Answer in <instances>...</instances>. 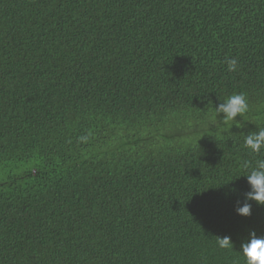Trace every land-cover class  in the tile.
<instances>
[{
  "label": "trees",
  "instance_id": "16d2710c",
  "mask_svg": "<svg viewBox=\"0 0 264 264\" xmlns=\"http://www.w3.org/2000/svg\"><path fill=\"white\" fill-rule=\"evenodd\" d=\"M262 128L264 0H0V264H246Z\"/></svg>",
  "mask_w": 264,
  "mask_h": 264
},
{
  "label": "clouds",
  "instance_id": "9594fccd",
  "mask_svg": "<svg viewBox=\"0 0 264 264\" xmlns=\"http://www.w3.org/2000/svg\"><path fill=\"white\" fill-rule=\"evenodd\" d=\"M225 63L229 72L236 71L238 61L236 58H226ZM249 111V103L246 95L236 93L229 96L225 101L215 106L216 122L212 125H229L232 122L239 121L236 117L243 118ZM223 114L220 121L217 117ZM245 147L253 153H261L264 150V128L258 131L248 132L244 139ZM245 168L248 167L246 163ZM249 191L244 194V202L236 207L235 211L238 215L248 217L252 214V203L258 206H264V159L257 160L255 168H253L246 176ZM236 192L235 188L230 189ZM218 244L222 248H229L234 245L230 236L218 237ZM240 248L245 257L246 264H264V234H257L251 231L247 238L241 241Z\"/></svg>",
  "mask_w": 264,
  "mask_h": 264
}]
</instances>
